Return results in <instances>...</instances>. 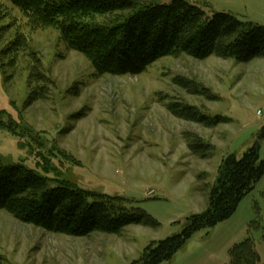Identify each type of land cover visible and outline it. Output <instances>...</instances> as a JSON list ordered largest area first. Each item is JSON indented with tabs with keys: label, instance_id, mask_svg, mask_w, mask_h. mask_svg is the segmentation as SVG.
I'll return each mask as SVG.
<instances>
[{
	"label": "rangeland",
	"instance_id": "1",
	"mask_svg": "<svg viewBox=\"0 0 264 264\" xmlns=\"http://www.w3.org/2000/svg\"><path fill=\"white\" fill-rule=\"evenodd\" d=\"M185 1L208 18L228 13L264 26V0ZM3 26L1 162L68 179L92 195L121 197V209L144 210L155 224L75 236L0 210V264H132L152 242L180 233L191 214L207 209L224 159L240 158L256 141L264 158V138H258L264 53L241 61L218 54L167 55L137 75L99 74L56 28L29 26L8 0H0ZM33 66L43 81L37 83L40 97L28 102L36 85L29 77ZM36 133L42 138H34ZM245 238L263 264L264 175L228 219L195 230L171 259L158 264H228L229 249Z\"/></svg>",
	"mask_w": 264,
	"mask_h": 264
},
{
	"label": "trees",
	"instance_id": "2",
	"mask_svg": "<svg viewBox=\"0 0 264 264\" xmlns=\"http://www.w3.org/2000/svg\"><path fill=\"white\" fill-rule=\"evenodd\" d=\"M8 1L23 13L29 26L56 28L67 47L88 57L99 74L137 75L167 55L187 54L201 59L218 54L241 61L264 53V26L243 22L228 13L208 18L201 8L185 0L170 4L141 0ZM14 40L5 52L14 50L22 37ZM29 77L36 85L28 102L40 97L37 83L43 81L34 66ZM218 119L216 116L214 123ZM10 129L16 131L15 126ZM28 130L32 135L34 130ZM40 137L34 134V138ZM258 138H264V125ZM259 148L256 141L240 158L229 155L224 159L207 209L191 214L180 233L152 242L132 264H158L171 259L195 230L228 219L264 175ZM120 200L123 198L92 195L68 179L47 176L23 163L4 164L0 160V210L19 221L75 236L100 228L116 233L129 224H155L144 210L121 209ZM228 264H260L250 238L229 249Z\"/></svg>",
	"mask_w": 264,
	"mask_h": 264
}]
</instances>
